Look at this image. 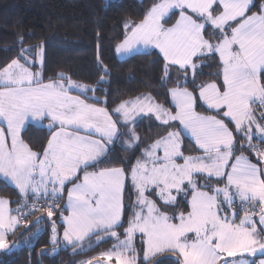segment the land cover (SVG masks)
I'll use <instances>...</instances> for the list:
<instances>
[{"label":"snow or ice","instance_id":"1","mask_svg":"<svg viewBox=\"0 0 264 264\" xmlns=\"http://www.w3.org/2000/svg\"><path fill=\"white\" fill-rule=\"evenodd\" d=\"M102 40L95 84L46 77L45 42L22 36L0 66V181L17 193L0 249L46 221L53 253L111 244L78 264H264V0H151L125 20L115 53L154 56L162 91L110 101Z\"/></svg>","mask_w":264,"mask_h":264},{"label":"trees","instance_id":"2","mask_svg":"<svg viewBox=\"0 0 264 264\" xmlns=\"http://www.w3.org/2000/svg\"><path fill=\"white\" fill-rule=\"evenodd\" d=\"M150 3L151 0H0V66L18 55V37L22 36L25 46L45 42L46 77L51 76L53 70H63L73 79L95 84L99 75L95 67L99 33L103 37V60L111 70L110 85H102L109 89L110 101L146 92L149 83L154 91H162L157 86L160 68L153 63L154 56L133 53L119 58L114 51L115 44L122 38L123 22L138 21ZM138 131L142 136L147 134L144 124ZM44 138L45 132L38 127L30 128L25 135L34 147L43 143ZM0 197L15 201L17 193L12 186L5 187L0 181ZM38 227L41 230H37ZM22 232L24 229L20 228L13 237V242L19 240L21 244L11 247L12 243L4 249L0 264H78L111 247L110 243L103 244L85 254L74 255L71 248L60 245L53 253L50 226L46 221L31 226V231L24 235ZM42 250L44 255H41ZM165 264L170 261L165 260Z\"/></svg>","mask_w":264,"mask_h":264},{"label":"rangeland","instance_id":"3","mask_svg":"<svg viewBox=\"0 0 264 264\" xmlns=\"http://www.w3.org/2000/svg\"><path fill=\"white\" fill-rule=\"evenodd\" d=\"M119 58H124V57H126V56H119V55H117ZM37 230H41V227H38V229ZM13 241H14V239H13V237L11 236V238H9V240H7V242H8V244L9 245H11L12 243H13ZM17 245H20L21 244V242L18 240V241H16L15 242ZM4 249H0V255H1V252L3 251ZM105 264H107V262H105Z\"/></svg>","mask_w":264,"mask_h":264},{"label":"crops","instance_id":"4","mask_svg":"<svg viewBox=\"0 0 264 264\" xmlns=\"http://www.w3.org/2000/svg\"><path fill=\"white\" fill-rule=\"evenodd\" d=\"M9 238H11V236L8 237V240H9Z\"/></svg>","mask_w":264,"mask_h":264}]
</instances>
